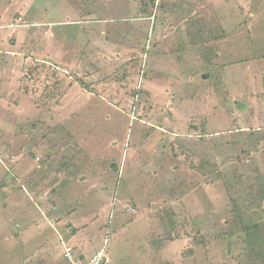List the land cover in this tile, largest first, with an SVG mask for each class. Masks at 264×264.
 Returning a JSON list of instances; mask_svg holds the SVG:
<instances>
[{"label": "rangeland", "instance_id": "obj_1", "mask_svg": "<svg viewBox=\"0 0 264 264\" xmlns=\"http://www.w3.org/2000/svg\"><path fill=\"white\" fill-rule=\"evenodd\" d=\"M23 1L0 0V264H68L65 245L110 264H264V0ZM200 17L208 50L188 46ZM145 92L149 122L177 127L152 171L133 148ZM114 124L131 131L118 145Z\"/></svg>", "mask_w": 264, "mask_h": 264}, {"label": "crops", "instance_id": "obj_2", "mask_svg": "<svg viewBox=\"0 0 264 264\" xmlns=\"http://www.w3.org/2000/svg\"><path fill=\"white\" fill-rule=\"evenodd\" d=\"M34 0H31V3L30 2H28L27 3V5L29 6L28 7V10L29 9H31V7L33 8L34 7ZM26 4V3H25ZM23 6H24V1L23 0H15V3L11 6V9H19L21 12H22V8H23ZM213 8H214V5H213ZM214 10H215V8H214ZM214 10H211V9H209L208 8V10H207V13H206V15L209 17V16H213V14H214ZM209 20V19H208ZM80 23V22H79ZM61 24V23H60ZM112 23L111 22H109L108 20H103V23H102V25H100V29L103 31V34H105V33H107V32H110L111 30H110V27H108L109 25H111ZM18 26H16V27H24V24L22 23V21L20 20V22H18V24H17ZM51 25V24H50ZM54 26H55V24H54ZM58 27H60V26H58V25H56L55 27H53V28H55L56 29V34L58 35L60 32L62 33V35L64 34V32H66V31H60V30H57V28ZM5 28V27H4ZM81 28V27H80ZM188 28V27H187ZM83 29V28H82ZM100 29H98L99 31H98V33L97 32H95V30H92L91 31V33L92 34H99V33H101V30ZM67 30V29H66ZM192 30H194V29H192ZM77 31H79V29L77 30ZM83 31H84V33H83V35L84 36H86V38H87V40L89 39V36H93V35H91V34H89L90 32L86 29H83ZM97 31V30H96ZM106 31V32H105ZM48 32L51 34L52 33V30H48ZM38 33H39V31H38ZM89 34V35H88ZM54 35V34H53ZM79 35H80V33H79ZM83 36V37H84ZM54 38H55V41L54 42H57L58 41V39L60 38L59 36H58V38L57 37H55L54 36ZM47 39V38H46ZM87 40H84L85 41V43L87 44ZM230 41L228 38L227 39H225V40H223L222 42H221V44L223 45V43H226V42H228V41ZM185 41H187V42H189L188 40H185ZM45 42H46V40H45ZM195 41H194V36H193V38H192V41H190L189 43V47L190 48H194V47H197L196 45H195V43H194ZM127 43H130V42H127ZM125 47V46H124ZM219 56V55H218ZM54 61V60H53ZM97 69V68H96ZM96 69H93L94 70V73L95 74H97L98 73V70H96ZM142 69V68H141ZM140 69V70H141ZM151 69V68H150ZM90 75L91 74H88V76H87V78H86V81H88L89 80V78H90ZM107 76V75H106ZM137 76H139V77H141V78H144V75H140V73L138 72L137 73ZM147 77V79H149V80H153L152 79V77L151 76H146ZM133 80V79H132ZM91 81H97V80H91ZM137 81H139V79H137ZM128 84H127V88H129V86H130V84H132L131 83V80L130 81H128L127 82ZM85 84V83H84ZM95 84V83H94ZM85 86H87V85H85ZM88 87V86H87ZM156 92H145V98H147L148 97V99H146L147 100V102L149 103L148 105H147V109H149L150 111H152L151 110V106L153 107V111H154V105H152V103H154L155 102V99H156V96L155 95H157V94H155ZM162 95H165V93H163V94H160V97L162 96ZM197 95H199V93H195V97L197 96ZM169 101H171V100H167V102L165 103V102H163V100H161V98H160V102H159V111H161V110H166L165 108H160L161 106L163 107V106H168V102ZM178 101H179V99H178ZM172 102V104H174L175 102H173V101H171ZM183 102L184 101H182V104H183ZM121 105L122 106H124L125 108H119L121 111H123V112H127V110H126V108H128V107H130V105H128V102L127 101H125L124 99H122V101H121ZM144 113H146V112H144ZM194 115V114H193ZM206 115L204 114V115H202V116H199V117H201L199 120H201L202 118H204ZM176 119V118H175ZM146 119L145 120H143V121H141L142 122V124H140L139 125V127H138V129L136 130V132H140L139 130H142L143 131V135H141V132H140V135L138 134V135H134L133 134V137H134V145H133V148H134V153H137L138 152V155H139V158L142 160L143 159V157H142V151L144 150V148L146 149V152L143 154V155H145L146 157H149L150 158V163H152L153 164V167L152 168H147V170L148 171H152L154 168H156V165L159 167L160 166V164H156V162H155V160H154V157H159V155H158V153H157V150H152L153 148H156L157 146H155V145H157L158 144V141H161V140H164V141H166V142H171L172 144L171 145H173L174 143L172 142V140H171V138L172 137H174L172 134H175V136H177V134H176V132H177V130L175 131V127L176 126H174V127H171V129H169V133L170 134H168L167 135V133L165 134V127H168V123H165V124H162V123H160L159 122V125L158 126H155V125H153V124H151L150 122H149V120H147L146 122ZM206 121H207V119H206ZM197 122H198V120H197ZM147 123V124H146ZM209 123V122H208ZM121 127H124V128H126V126H128V131H129V125H127V124H123V125H120ZM120 126H117V125H113V126H110L113 130H115V134H114V138L112 139V143H117V145H118V138H116V133H117V130H118V128L120 127ZM144 126H146V127H144ZM181 127H187V126H185V123H183L182 125H181ZM177 128V127H176ZM197 128H198V124H197ZM158 130L161 134H163V135H167V138L165 137V136H162V137H157L156 138V134H155V130ZM178 129H180V127L178 128ZM197 131V133H199V130L197 129L196 130ZM130 133L129 134H131V131H129ZM194 132V131H193ZM197 135H200V134H197ZM145 138V139H144ZM177 139V138H176ZM126 142H127V144H129V147H131L132 148V135L130 136H126V138H125V141L122 143V145L121 146H123L124 148H125V145H126ZM144 144H146V146H144ZM152 146V147H150V149H147V146ZM173 148V147H172ZM174 149V148H173ZM149 151L151 152V153H149ZM177 156V155H176ZM134 160L136 161V159L134 158ZM151 160H152V162H151ZM148 161H147V163L146 164H148ZM145 163V162H144ZM156 174V173H155ZM153 175V174H152Z\"/></svg>", "mask_w": 264, "mask_h": 264}, {"label": "trees", "instance_id": "obj_3", "mask_svg": "<svg viewBox=\"0 0 264 264\" xmlns=\"http://www.w3.org/2000/svg\"><path fill=\"white\" fill-rule=\"evenodd\" d=\"M211 6H212V4H211ZM208 8L209 9H211V10H214V8H213V6L210 8L209 6H208ZM214 12H215V10H214ZM169 14H171L169 11H168V13H167V15H169ZM194 21H196V23L195 24H200L201 26H199V28L198 29H194L193 31H192V33H193V36L195 37V45L198 47V48H200V49H203V50H208L209 49V46H206V45H203V46H206V47H201V46H199V43L196 41V36L198 35V37L199 38H201L202 40H204V37H205V34H209L208 32H207V28H205V27H207V25H206V19L204 18V17H200V18H197V19H194ZM215 28H216V26H215ZM215 28L213 29V30H215ZM221 28H223V27H221ZM224 31V30H223ZM224 33H226L225 31H224ZM228 34H226L225 35V37L227 36ZM223 40H225V39H223ZM222 40V41H223ZM221 41V42H222ZM221 44V43H220ZM174 52V51H173ZM202 52H204V51H202ZM208 52V51H207ZM176 53H180V52H176ZM202 54H204V53H202ZM211 54V56H213V57H217V55L218 54H216V53H210ZM203 57L204 58H207V53L205 54V55H203ZM138 93L140 92V91H137ZM142 93V92H141ZM143 94V93H142ZM135 106V103H133V107ZM134 110H132V115H131V119H133L132 117H136V122H139L140 121V119H143V116L144 117H148V115H149V113L151 112L149 109H147V107H143V108H141L142 110L140 111V112H142L143 111V114H141L139 111V113L135 110V108H133ZM127 110V109H126ZM139 110V109H138ZM151 110L153 111V107L151 106ZM131 111V110H130ZM144 112H146V113H144ZM149 112V113H148ZM137 116H140L138 119H137ZM169 119H171V117H168ZM148 120H150V117H148ZM141 122V121H140ZM164 122H169V120H166V119H163V121H162V123H164ZM166 132L167 131H165V134H166ZM177 134V133H176ZM206 135H201V137L202 138H207L208 137V135L205 137ZM205 163H207V161L205 162ZM217 169V168H216ZM214 172H216V171H214ZM213 173H210V175H212ZM250 229V228H249ZM249 229H247V231L249 230Z\"/></svg>", "mask_w": 264, "mask_h": 264}, {"label": "built area", "instance_id": "obj_4", "mask_svg": "<svg viewBox=\"0 0 264 264\" xmlns=\"http://www.w3.org/2000/svg\"><path fill=\"white\" fill-rule=\"evenodd\" d=\"M64 257L68 264H108L110 263V258L106 255L105 249H103L99 254H97L93 259L88 262H84L80 257L75 256L74 249L70 246H65Z\"/></svg>", "mask_w": 264, "mask_h": 264}, {"label": "clouds", "instance_id": "obj_5", "mask_svg": "<svg viewBox=\"0 0 264 264\" xmlns=\"http://www.w3.org/2000/svg\"><path fill=\"white\" fill-rule=\"evenodd\" d=\"M106 242H107V240H106ZM65 246H68V245H65ZM71 247V246H70ZM73 248V247H72ZM74 249V248H73ZM103 249H105V252H106V255L108 256V251L106 250V247H103V248H101V250L100 251H96L95 253H96V255L97 254H99ZM65 251H66V249H65ZM64 254H65V252H64ZM74 254H75V256H77L78 257V255H77V253H75V250H74ZM96 255H94L92 258H87L86 257V260H84L85 259V257H81V259L84 261V262H88L89 260H91V259H93ZM109 257V256H108ZM110 258V257H109ZM64 259H65V257H64ZM110 260H111V258H110ZM65 261H66V259H65ZM67 262V261H66ZM111 262V261H110ZM108 264H110V263H108Z\"/></svg>", "mask_w": 264, "mask_h": 264}]
</instances>
